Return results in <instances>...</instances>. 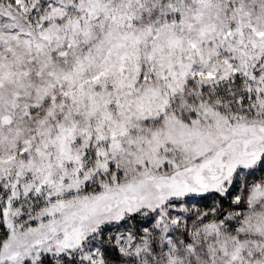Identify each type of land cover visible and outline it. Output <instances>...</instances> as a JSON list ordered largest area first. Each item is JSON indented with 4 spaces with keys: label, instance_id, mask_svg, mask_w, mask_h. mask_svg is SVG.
Returning <instances> with one entry per match:
<instances>
[{
    "label": "snow or ice",
    "instance_id": "6c2138e0",
    "mask_svg": "<svg viewBox=\"0 0 264 264\" xmlns=\"http://www.w3.org/2000/svg\"><path fill=\"white\" fill-rule=\"evenodd\" d=\"M0 264H264V0H0Z\"/></svg>",
    "mask_w": 264,
    "mask_h": 264
}]
</instances>
